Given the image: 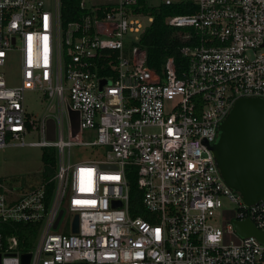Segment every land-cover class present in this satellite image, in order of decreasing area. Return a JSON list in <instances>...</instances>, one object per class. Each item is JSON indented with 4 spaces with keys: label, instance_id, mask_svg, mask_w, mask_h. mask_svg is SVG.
Listing matches in <instances>:
<instances>
[{
    "label": "built area",
    "instance_id": "obj_1",
    "mask_svg": "<svg viewBox=\"0 0 264 264\" xmlns=\"http://www.w3.org/2000/svg\"><path fill=\"white\" fill-rule=\"evenodd\" d=\"M175 3L195 12L165 24L194 38L179 49L186 65L169 57L159 74L138 44L153 21L139 0H80L84 15L69 22L60 0H0V69L14 52L20 73L9 85L0 72V150L53 149L56 164L49 198L42 182L0 183V264H21L18 237L4 233L15 224L36 226L28 264H264V244L234 229L264 231V201L244 204L210 148L238 98L264 99V0L163 2ZM30 91L47 102L37 119L24 105ZM32 132L40 142H25ZM74 149L98 153L76 160ZM223 201L234 209L225 228ZM65 213L77 215L76 232L73 218L69 233L59 226ZM230 234L239 237L227 244Z\"/></svg>",
    "mask_w": 264,
    "mask_h": 264
},
{
    "label": "water",
    "instance_id": "obj_2",
    "mask_svg": "<svg viewBox=\"0 0 264 264\" xmlns=\"http://www.w3.org/2000/svg\"><path fill=\"white\" fill-rule=\"evenodd\" d=\"M108 83L101 81L100 86ZM53 107L50 112H53ZM73 136L75 122L72 121ZM54 120L46 121V138L53 141ZM219 173L225 184L238 194L246 205L264 201V99L238 98L218 127L216 143L210 147ZM62 215L59 212L54 228ZM78 217H73L72 232L77 231ZM235 232L243 238L254 237L264 244V231L250 221H235ZM30 254L21 256V264H28Z\"/></svg>",
    "mask_w": 264,
    "mask_h": 264
},
{
    "label": "trees",
    "instance_id": "obj_3",
    "mask_svg": "<svg viewBox=\"0 0 264 264\" xmlns=\"http://www.w3.org/2000/svg\"><path fill=\"white\" fill-rule=\"evenodd\" d=\"M61 18L64 22L74 21L84 15L79 9L80 0H60ZM139 11L150 15L153 18L151 25L140 35L138 44L146 52L145 65L156 73L162 72V67L167 58L174 59L176 68L186 65V60L180 55L179 49L184 45H191V39L184 38L190 34L194 38V32L187 28H174L165 24V19L175 15L192 14L195 7L187 3H175L157 6L149 5L146 0H139ZM43 169L41 182L46 185V193L50 197L54 183L52 181L56 173L55 151L44 149L41 155ZM132 195H137V188L134 181H131ZM138 203V201H133ZM36 226L30 224H15L13 228L4 231L5 235H16L19 240L21 256L25 255L32 243Z\"/></svg>",
    "mask_w": 264,
    "mask_h": 264
},
{
    "label": "rangeland",
    "instance_id": "obj_4",
    "mask_svg": "<svg viewBox=\"0 0 264 264\" xmlns=\"http://www.w3.org/2000/svg\"><path fill=\"white\" fill-rule=\"evenodd\" d=\"M151 6H157L164 2V0H146ZM4 73L5 79L9 85H16L19 82V57L17 53H10L8 55L6 66L0 69ZM24 105L27 113L33 118L37 119L45 113L47 102L43 99L39 92H26L24 96ZM92 135L85 136V141H91ZM41 137L37 132H32L25 137L26 143L40 142ZM44 149L39 147L28 146H8L0 150V183L7 187L14 189L26 190L32 186L41 183V172L43 164L41 155ZM98 150L91 149H74V159H86L96 155ZM234 217L233 205L227 201H223V206L219 209V216L216 223L225 228ZM73 218V214H64L60 220L59 226L64 223V233H69V223ZM59 229V228H58ZM57 229V230H58ZM239 237V236H238ZM237 236L230 234L225 240L229 244L236 242Z\"/></svg>",
    "mask_w": 264,
    "mask_h": 264
},
{
    "label": "clouds",
    "instance_id": "obj_5",
    "mask_svg": "<svg viewBox=\"0 0 264 264\" xmlns=\"http://www.w3.org/2000/svg\"><path fill=\"white\" fill-rule=\"evenodd\" d=\"M215 239V237H213Z\"/></svg>",
    "mask_w": 264,
    "mask_h": 264
},
{
    "label": "snow or ice",
    "instance_id": "obj_6",
    "mask_svg": "<svg viewBox=\"0 0 264 264\" xmlns=\"http://www.w3.org/2000/svg\"><path fill=\"white\" fill-rule=\"evenodd\" d=\"M214 239V238H213Z\"/></svg>",
    "mask_w": 264,
    "mask_h": 264
}]
</instances>
